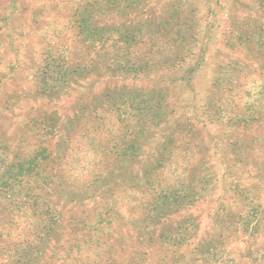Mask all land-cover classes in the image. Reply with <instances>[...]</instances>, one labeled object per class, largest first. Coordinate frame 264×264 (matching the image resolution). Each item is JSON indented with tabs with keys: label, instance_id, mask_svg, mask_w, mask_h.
<instances>
[{
	"label": "rangeland",
	"instance_id": "374dc122",
	"mask_svg": "<svg viewBox=\"0 0 264 264\" xmlns=\"http://www.w3.org/2000/svg\"><path fill=\"white\" fill-rule=\"evenodd\" d=\"M80 1L17 0L12 7L11 0H0V76L4 75L0 79V146L9 156L31 151L40 143L37 135L39 123L36 120L43 114L56 112L60 117L58 129L46 143L54 160L50 168L53 169L55 183L52 182L46 189L54 205L58 207L59 222L53 237L47 241L46 252L41 255L40 260L36 259L34 262L128 264L130 245L126 240L119 241L118 235L128 233L126 223L129 220V210L141 199V190L133 188L134 181L129 172L139 171L142 161L148 159L151 150L156 148L160 136L156 134L157 139L145 145L141 154L139 150H128L126 155L118 152L117 149L123 146L124 123L119 121L115 112L107 111L102 100L103 90L115 84L112 81L102 78L95 82L96 77L91 76L87 79L89 84H72L66 94L56 100L40 97L35 86V72L43 61L46 50L64 49L69 57L74 55L77 42L70 19ZM156 1L162 4L165 0H151L154 7L158 5ZM173 1L176 3L178 0ZM188 1L191 4L189 7L197 8L198 12L197 27L201 33L199 46L207 39L208 28H211L207 61L197 71L192 81L193 89L171 84V80L178 78L180 73L166 70L162 73L153 72L145 76L142 82H137L138 85L165 87L171 107L174 106L178 111L183 107L184 110L180 112L182 120L190 118L195 124L198 132L196 141L204 139L203 146H196L189 155L184 151L175 153L176 160L168 164L165 170L168 181L178 177L198 181L196 173L203 169V174L210 179L206 186L208 192L200 203L183 210L172 220L196 217L199 220V237H212L215 243H220L222 254L228 258L227 264H239L238 254L252 243L253 256L246 260V264H254L253 258L257 259L255 263L264 264V229L253 236L242 231L241 227H222L225 214L233 210L248 212L253 219L257 211L252 212L250 208L255 201H259L258 219L264 220V145L255 144V149L260 148V152L255 151L254 157L247 159V165L244 166L246 163H242L240 154L232 155L231 148L216 145L219 143L220 133L224 129L228 131L226 117L221 118L220 114L217 118L205 112V102L212 98L213 80L217 76H225L219 72L220 64L228 63L233 55L245 60L250 55L242 46L229 49L225 31H232V35H235L240 21L249 11L251 17L261 21H264V14L254 0ZM185 5L188 8L189 4ZM233 78L231 89L221 85L216 90L212 100H221L214 108L221 107L230 113L259 92L256 85L261 81L262 75L252 67H245L241 63L233 73ZM90 84H94L92 88ZM207 114L211 123L207 121ZM159 131L160 129L157 130ZM235 137L233 134L231 139ZM133 153L139 154V157L132 168L127 157ZM201 153L208 157L203 165L200 164ZM184 156L191 159L186 160ZM235 159L241 161L237 166L242 168L237 173L242 177L241 183L248 194L254 197V203L247 201L246 205H243V200L237 199L235 205L239 208L230 204L231 192L224 191V173ZM230 180L227 179L228 182ZM78 197L81 199L77 200ZM104 212L107 214L103 215ZM100 213L103 217H100ZM84 217L89 218L87 225L76 222ZM35 228V217L28 210L13 211L0 203V264H16L9 245L17 243L21 246L26 242L37 241L34 238ZM148 249L145 264H172L170 246L160 244L154 249Z\"/></svg>",
	"mask_w": 264,
	"mask_h": 264
},
{
	"label": "trees",
	"instance_id": "16d2710c",
	"mask_svg": "<svg viewBox=\"0 0 264 264\" xmlns=\"http://www.w3.org/2000/svg\"><path fill=\"white\" fill-rule=\"evenodd\" d=\"M16 2L11 0V6L14 7ZM254 2L264 14V0ZM156 4L154 7L151 0H81L70 19L77 42L74 55L69 57L64 49L46 50L35 72L36 91L42 98L56 100L66 94L72 84H89L87 79L91 76L96 77L95 82L107 79L115 84L103 90L104 106L107 111L115 112L125 128L123 146L117 149L118 152L126 155L128 150H139L141 154L145 145L156 140L157 135L160 136L156 148L151 150L148 159L142 161L139 171L129 172L134 181L133 188L141 190V199L129 210L126 223L128 233L118 235L119 241L126 240L130 245L128 264H145L148 248L154 249L160 244L171 247L172 264H227L228 258L222 254L220 243H215L212 237H199V220L196 217L172 220L183 210L200 203L208 192L206 186L210 179L203 174V169L196 173L198 181L189 177L168 181L165 170L168 164L176 160L175 153L184 151L189 155L196 146H203L204 139L196 141L198 132L195 124L190 118L182 120L180 112L184 110L183 107L181 111L171 107L165 87L137 84L153 72L166 70L180 73L178 78L171 80V84L192 90L197 71L207 61L211 28H208L207 39L199 46L201 33L197 27V8L189 7L191 4L188 0H178L176 3L165 0L162 4L156 1ZM185 4H189L188 8ZM249 13L240 21L235 35H232V31H225L229 49L242 46L249 51V58L245 60L227 53L232 59L219 67V72L225 76H217L213 80L212 98L205 102V112L217 118L221 114L229 125L228 131L224 129L220 133V144L216 145L231 148L232 155L240 154L242 163H246L244 166L247 159L254 157L255 151L260 152V148L255 149V144L264 145V21L251 17ZM241 63L262 75L256 85L259 92L230 113L221 107L214 108L221 100H212L216 90L221 85L232 88L233 73ZM2 77L3 74L0 79ZM93 85L90 84V87ZM59 119L53 111L36 120L39 123L37 135L40 143L23 155L9 156L0 146V203L13 211L28 210L36 222L34 238L37 241L21 246L17 243L9 245L16 264H36L34 260H40L46 252L47 241L53 237L59 222L58 207L46 189L52 182L55 183L53 169L50 168L54 160L46 143L58 129ZM207 121L211 123L208 114ZM233 134L235 139H231ZM139 154L133 153L127 157L132 168ZM184 158L191 159L187 156ZM200 160V164L206 163L207 154L201 153ZM241 161L235 159L224 173V191L231 192L229 201L235 207L237 199L243 200V205L247 201L254 203V197L248 194L241 183V175L237 174L242 169L237 167ZM227 179H231L230 182ZM258 205L259 201L251 205L252 212L257 211L253 219L242 210L225 214L223 229L241 227L242 231L257 235L260 229H264V220L258 219ZM101 214L100 217H103ZM106 214L104 212L103 215ZM88 220V217H84L76 222L87 225ZM108 222L112 224L111 220ZM252 246L253 243L249 244L238 254L239 264H246V260L253 256ZM256 260L253 258L252 262L259 264L255 263Z\"/></svg>",
	"mask_w": 264,
	"mask_h": 264
}]
</instances>
